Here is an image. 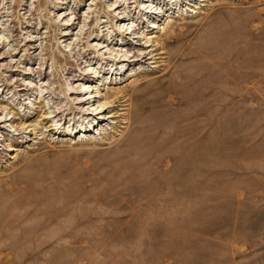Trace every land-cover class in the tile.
<instances>
[{
	"label": "rangeland",
	"instance_id": "rangeland-1",
	"mask_svg": "<svg viewBox=\"0 0 264 264\" xmlns=\"http://www.w3.org/2000/svg\"><path fill=\"white\" fill-rule=\"evenodd\" d=\"M0 264H264V0H0Z\"/></svg>",
	"mask_w": 264,
	"mask_h": 264
},
{
	"label": "bare ground",
	"instance_id": "bare-ground-1",
	"mask_svg": "<svg viewBox=\"0 0 264 264\" xmlns=\"http://www.w3.org/2000/svg\"><path fill=\"white\" fill-rule=\"evenodd\" d=\"M63 36H67V35L66 34H63ZM161 54L164 55V58H165V66L168 67V69H169V71H168L169 75H172L173 72L171 71L170 67H171V64L173 65L174 60L177 57L175 56V54H172L171 52H169V50L163 51V52H161ZM189 58H193V57H191L190 55H187L185 57V59H189ZM179 59H181V56L178 58V60ZM141 60H142V58L141 59H139V58L138 59H132V60L129 61V63H134V62L135 63H138ZM178 60H175V61L177 62ZM122 64H120V65H122ZM78 79L80 81L90 80V74L87 73V72H85L83 74H80L78 76ZM166 82H168V83H172L173 82L170 76H168V78L166 79ZM173 88L174 87L167 88V89H163V90L161 89L160 91H155L154 94H153V97L151 99H149V98L144 99V102H143L144 105H143V107L147 106L148 108L151 107V109H153L154 106H156L161 101H163L164 98L169 93H172V91L174 90ZM23 91H25V89H23ZM68 91L70 93H72V94L83 95V91L80 90V89L79 90L78 89H74L73 90L71 88V90L68 89ZM141 97L143 98V96H141ZM91 98L94 99V98H97V97L91 96V97H87V98H84V99L81 98V101H78L77 103H74L75 105L78 106L76 108L77 110L75 108H73L72 110L71 109L68 110L66 108H64L66 110H63V108L62 109L61 108H58L59 110L57 112H53V114H54L53 118H56L57 119V122L61 123V125H64L65 123H67L69 125V127H71V131H72L74 125H76L79 121H83V118L85 117V120H87V122H89V124L96 123L95 129L97 130V127L98 126L100 128V126H102V124L104 122H106L110 118L108 116L106 117V111L109 108H105V106L108 105V104H104L102 106L99 105V107L101 106L100 108H96V109H94L92 111H89V109L83 110L82 109L83 108V105H85L86 103L88 104L89 99H91ZM108 99H109V97H108ZM130 101H132V98H129V99H126L125 100V102H130ZM169 102L175 107V110H177V108H178V106L180 104V98H179L178 95H175L174 97H171V99L169 100ZM143 107H142V109H143ZM79 108H81L80 111L78 110ZM140 109H139V111H140ZM139 111H135L133 109V107H132L131 109L128 110L127 119H126L127 120L126 124L129 125L130 129L134 130L138 134L137 137L134 138V142H139V141L146 140V138L143 137L142 134L144 135L145 132L148 131V126L145 125V121H146V118H144L145 117V114L142 113L143 110L140 111L141 114H140ZM74 113L77 114V115H81V117H79V119L74 122L75 119H74V116H73V118L70 121L71 122H74V123L71 124L70 121L67 122V117L70 118V116L72 114L74 115ZM137 113H139V115H137ZM107 114H109V113H107ZM82 126H83V124L81 125V127ZM80 130H81V132L84 130L83 131L84 133L85 132H88V127L81 128ZM142 139H144V140H142Z\"/></svg>",
	"mask_w": 264,
	"mask_h": 264
}]
</instances>
